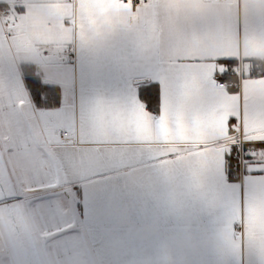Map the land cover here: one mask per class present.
<instances>
[{
  "label": "snow or ice",
  "instance_id": "snow-or-ice-1",
  "mask_svg": "<svg viewBox=\"0 0 264 264\" xmlns=\"http://www.w3.org/2000/svg\"><path fill=\"white\" fill-rule=\"evenodd\" d=\"M36 11L60 21L46 74L35 80L37 103L41 92L51 103L73 83L70 52L81 83L91 78L110 91L91 101L82 97L78 110L67 100L38 108L19 65L7 58L10 43H23L26 17L0 22V238L23 232L49 241L63 227L83 233L77 246L112 233L146 249L139 232L155 224L157 239L218 234L222 245L205 251L207 264H244L245 255L247 264H264V68L249 63L243 88L229 90L239 57L209 58L226 69L210 79L225 85L226 95L209 100L195 94L200 75L193 65L200 57L185 47L190 42L194 51L207 42L218 19L228 33L264 34V0H243L242 11L241 0H37ZM77 28L81 40L74 47L65 30ZM93 33L109 37L108 46L98 48ZM168 38L178 46L160 55ZM189 115L209 123L226 147L205 150L187 133L181 138ZM180 143L198 149L169 147ZM80 192L87 216L74 207Z\"/></svg>",
  "mask_w": 264,
  "mask_h": 264
},
{
  "label": "crops",
  "instance_id": "crops-1",
  "mask_svg": "<svg viewBox=\"0 0 264 264\" xmlns=\"http://www.w3.org/2000/svg\"><path fill=\"white\" fill-rule=\"evenodd\" d=\"M36 4L37 0H0V8L9 11V19L26 17L27 21L23 32L20 34L23 43L19 45L10 43L7 58L12 64H18L20 71L23 65L33 67L35 75L43 79L47 70L45 57L49 55L50 51H54L50 42L53 39L52 34L55 29L60 26V21L58 17L38 14ZM242 4L243 0H241V11ZM21 8L25 9V12H21ZM71 14L74 19L78 20L79 7L73 6ZM65 38L70 39L74 47H79L81 33L78 28L75 31L65 30ZM92 39L98 48L107 47L110 43L109 37L98 33H93ZM252 40H255V43L250 42ZM178 43L175 38L166 39L159 54L165 56L171 54L177 48ZM185 47L190 50L189 54L200 57V63L193 65V69L200 75L195 94L209 100L226 95L224 90L219 89L216 84L210 83L213 72L226 69L215 61L209 62V58L234 56L239 57L238 63L240 61L247 63L246 58H250L248 62H257L260 64V68H264V34L249 33L246 37L242 31L239 34L235 31L228 33L223 27L222 19L217 20L207 42L195 48L194 51H191L190 42H186ZM74 56V61H66L68 66L74 69L73 83L67 90L58 91L59 97L57 101L51 102L49 106L51 108L60 107L67 100V102L74 103L78 110L82 97L85 101H91L98 96H106L110 91L108 84L91 78H86L81 83L75 53ZM237 64L233 66V69L236 68ZM245 78L242 81L241 89L245 84ZM247 83L252 84L254 81L248 80ZM47 108L41 107V109ZM158 109L159 104H157V112ZM185 133L189 138L198 139L204 145L205 150L219 151L226 147V142H220L223 137L209 123L194 122L191 115L186 117L180 125L179 135L181 138L185 137ZM165 138L173 139L175 137L166 135ZM169 147L185 150L198 149L197 144L185 143L173 144ZM126 175L130 180L135 179V174ZM77 196L79 199L74 207L78 208L79 216H87L90 209L86 196L82 192L77 193ZM51 228L55 230V225ZM156 233L155 224L145 225L140 230L141 239L149 245L146 249L131 247L122 236L112 233L89 236L77 246V237L82 236L83 233L65 230L63 227L58 234L48 237L49 241L44 239L36 241L31 235L26 233L25 235L31 244L28 247L34 264H207L206 258L203 257L205 251L211 247L222 245L221 237L213 232L204 233L200 237H193L187 233H176L159 239L156 238ZM34 242L35 248H33ZM241 247L243 250V241ZM73 248L75 249L70 255L66 254V250ZM243 260L244 264H247L246 255Z\"/></svg>",
  "mask_w": 264,
  "mask_h": 264
},
{
  "label": "rangeland",
  "instance_id": "rangeland-1",
  "mask_svg": "<svg viewBox=\"0 0 264 264\" xmlns=\"http://www.w3.org/2000/svg\"><path fill=\"white\" fill-rule=\"evenodd\" d=\"M20 234L27 246H31L25 233L20 232ZM24 259L22 250L13 235L0 238V264H26Z\"/></svg>",
  "mask_w": 264,
  "mask_h": 264
},
{
  "label": "built area",
  "instance_id": "built-area-1",
  "mask_svg": "<svg viewBox=\"0 0 264 264\" xmlns=\"http://www.w3.org/2000/svg\"><path fill=\"white\" fill-rule=\"evenodd\" d=\"M21 1V0H18ZM9 17V12L4 9H0V20L1 22L4 19H8ZM67 60L69 61H74L75 56L74 53H68L67 54ZM249 63L256 69L260 68V64L257 62H247V63H242L241 61L237 64L236 68L233 69L232 72L229 73L228 81H227V88L228 89H233V88H241V84L243 79L246 77L247 69L249 66ZM219 89H222L225 91V85L221 84H216ZM241 178L243 177V170L241 171Z\"/></svg>",
  "mask_w": 264,
  "mask_h": 264
},
{
  "label": "trees",
  "instance_id": "trees-1",
  "mask_svg": "<svg viewBox=\"0 0 264 264\" xmlns=\"http://www.w3.org/2000/svg\"><path fill=\"white\" fill-rule=\"evenodd\" d=\"M21 72H22V76H23V82H24V86L26 87V89L29 91V94L32 95L33 90L36 89L38 90L36 84H35V80L38 78L35 75V70L33 67L30 66H21ZM39 87H43V85H40ZM57 99L59 97L58 92L55 94ZM54 100L52 102L57 101ZM32 101L34 103V105H36L38 108H41L43 106L48 107L50 106V102H49V98L48 95L41 92V97H40V103H37L36 98L34 95H32Z\"/></svg>",
  "mask_w": 264,
  "mask_h": 264
},
{
  "label": "water",
  "instance_id": "water-1",
  "mask_svg": "<svg viewBox=\"0 0 264 264\" xmlns=\"http://www.w3.org/2000/svg\"><path fill=\"white\" fill-rule=\"evenodd\" d=\"M13 236L16 239L18 245L20 246V248L22 250L26 264H34V262L32 261V257L30 256V251H29V248L27 246V243L23 240L21 234L16 233Z\"/></svg>",
  "mask_w": 264,
  "mask_h": 264
},
{
  "label": "bare ground",
  "instance_id": "bare-ground-1",
  "mask_svg": "<svg viewBox=\"0 0 264 264\" xmlns=\"http://www.w3.org/2000/svg\"><path fill=\"white\" fill-rule=\"evenodd\" d=\"M7 10V9H6Z\"/></svg>",
  "mask_w": 264,
  "mask_h": 264
}]
</instances>
